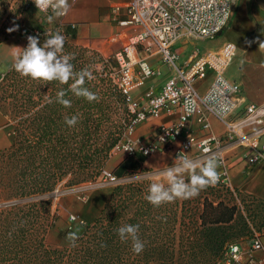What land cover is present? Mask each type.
Returning a JSON list of instances; mask_svg holds the SVG:
<instances>
[{
    "label": "trees",
    "instance_id": "16d2710c",
    "mask_svg": "<svg viewBox=\"0 0 264 264\" xmlns=\"http://www.w3.org/2000/svg\"><path fill=\"white\" fill-rule=\"evenodd\" d=\"M6 1L0 0V43L21 33L38 36L42 46L46 33L59 32L66 38L61 55L75 57L70 61L74 71L92 72L93 79H86L83 86L98 100L89 102L67 91L72 80L67 84L32 80L18 74L13 64L0 73V111L12 134L10 145L0 149V264H215L230 242L253 235L249 215L231 202L234 196L228 190L215 187L228 198L177 199L154 207L145 199L148 191L140 182L125 180L111 190L100 214L76 233L75 246L72 241L61 247L50 245L47 236L60 218L55 193L105 179L104 163L123 138L132 114L111 76L115 60L107 62L103 55L73 42L70 35L75 38L76 30L55 19L50 24L43 20L31 33L26 16L38 11L33 0H17L10 8ZM38 12L43 19L53 14ZM16 25L17 30L7 31ZM62 89L70 107L56 102ZM74 115L78 122L70 127L65 118ZM130 156L112 171L118 178L139 172L129 171ZM135 156L140 163L147 158L142 153ZM251 198V203L261 202L264 225V200ZM125 224H139L144 243L140 254L132 251L131 240L120 241L115 230ZM64 234L60 231L59 237Z\"/></svg>",
    "mask_w": 264,
    "mask_h": 264
},
{
    "label": "built area",
    "instance_id": "2783aa9c",
    "mask_svg": "<svg viewBox=\"0 0 264 264\" xmlns=\"http://www.w3.org/2000/svg\"><path fill=\"white\" fill-rule=\"evenodd\" d=\"M122 8L126 18L121 20ZM234 11L235 0H131L118 4L113 8L114 20L124 30L117 35L113 52L102 55L107 62L115 60L111 76L125 94L132 114L125 137L139 122L180 109L178 119L160 126L150 142L125 138L114 150L151 156L175 144L176 156L185 153L190 158L192 148L198 147V159L204 161L215 156L219 160L220 180L213 187L230 191L243 208L231 182L227 150L231 146H243L248 150L246 157L250 165L264 162V147L260 146L264 104L247 103L241 83L227 76L237 54L234 43L224 42L220 48L207 51L195 43L185 57L176 48L180 41L216 39L231 24ZM43 13L50 14L52 10ZM152 57L168 67L170 75L158 91L151 88L138 95L147 79L162 74L161 65L155 67L151 63ZM210 74H213L212 81L201 92L199 83ZM212 116L225 125L223 135L210 133ZM192 122L208 133L194 134ZM103 174L110 183L120 181L106 168ZM70 219L76 217L71 215ZM247 246L243 249L240 241L230 242L215 264H246L245 253L252 255V250L263 248L260 234L255 232Z\"/></svg>",
    "mask_w": 264,
    "mask_h": 264
},
{
    "label": "crops",
    "instance_id": "0c3cea01",
    "mask_svg": "<svg viewBox=\"0 0 264 264\" xmlns=\"http://www.w3.org/2000/svg\"><path fill=\"white\" fill-rule=\"evenodd\" d=\"M130 1L131 0H69L71 5L69 12L65 16L59 18L54 17V19L62 25H69L72 29L76 30V37L73 38L71 35L70 37L78 44L92 47L104 55H110L114 50V45H116L115 41L117 35L121 34L124 30L117 22H115L113 8L115 5L125 4ZM241 9H243V18L236 22L238 12H235V6L231 24L224 31L226 32L225 36L227 39L215 47H201V49L207 51L220 48L224 42L229 41L234 43L237 46V54L226 72L227 76L230 79H235L241 83L242 94L247 103L254 102L257 104H264V48L259 47L260 43H264V18L256 17L251 21L245 9ZM125 18L126 13L122 8L119 14V19L122 20ZM73 24L75 27H73ZM255 27H257V29L254 36L251 37V32ZM194 45L195 41L192 40L185 42L180 41L177 43L176 48L182 53V56L185 57ZM242 52L243 56H241ZM240 56L244 58L242 59ZM150 60L155 67L161 65L156 57H152ZM161 69L162 74L147 79L142 88L137 91L138 95L151 88L155 91H158L161 88L170 75L168 67L161 65ZM212 78L213 74H210L207 79L199 83L201 92L206 91ZM179 114L180 109H177L173 112H163L159 116H151L147 120L139 122L133 126V129L125 138L142 140L144 143H148L156 137V133L160 126L175 122L178 119ZM190 127L191 131L196 135L201 136L208 133L207 131L199 129L194 122H192ZM5 128L6 116L0 111V149L8 145L5 132H2ZM225 129V125L219 119L214 116L211 117L210 133L215 136H221L224 134ZM174 146L175 144L163 148L162 150L153 153L151 156H147L143 163L139 162L135 156L136 153L128 154L126 152H120L111 156L109 164L111 169L114 170L128 157V155H131V162L128 166V168H130L129 171H140L143 168H147L148 171L164 169L177 162V156L174 153ZM260 146L264 147V131L260 135ZM247 153L248 150L243 146H231L227 150V155L229 156V161L231 163V182L242 203L244 202L243 196H254L255 198L264 200V162L250 165L246 157ZM199 154L200 151L198 147L192 148L190 151V159H198ZM107 191L104 188L95 189L86 199V202L74 203L73 213L71 214L78 217L83 216L89 218V220H81L85 223L93 221L100 214L101 209L109 196ZM92 201L94 203L90 205ZM234 202L237 203L235 197ZM69 221V224H71L74 220L69 218ZM54 231L58 238H62L59 237V232L63 231V228L55 226L50 233ZM252 236L239 239L242 243L243 249H247V245L252 239ZM260 237L263 243V248L252 250V255L245 253L243 257L244 263L264 264V233L260 234Z\"/></svg>",
    "mask_w": 264,
    "mask_h": 264
},
{
    "label": "clouds",
    "instance_id": "9594fccd",
    "mask_svg": "<svg viewBox=\"0 0 264 264\" xmlns=\"http://www.w3.org/2000/svg\"><path fill=\"white\" fill-rule=\"evenodd\" d=\"M40 12L52 10V15L47 16L51 22L54 17L65 16L70 10L69 0H33ZM18 29V25L7 29L9 33ZM46 40L40 46L38 36L28 35L27 46L21 48L22 52L14 53L13 68L23 77L43 82L58 81L60 84H67L73 81L67 91L72 92L76 97H83L87 101H97L98 96L85 88V80L93 79V74L88 69L79 72L74 71L70 62L75 57L72 54L61 55L65 45V36L57 32L54 35L46 33ZM264 48V43H260ZM147 71V69H146ZM67 91L60 90L56 96V102L65 107L71 106V101L65 99ZM78 122V116L65 118V123L73 127ZM177 162L162 171L156 173V180L150 182L148 193L145 199L154 207L172 203L177 199H192L209 186H215L220 180V167L217 157L212 156L204 161L190 159L187 154H179ZM187 174V179L185 175ZM160 178H163L161 182ZM83 223V222H81ZM139 224H125L115 231L121 242L131 240L132 251L140 254L144 250V243L139 238ZM69 239L75 246V238L70 234ZM105 246L102 244V247Z\"/></svg>",
    "mask_w": 264,
    "mask_h": 264
},
{
    "label": "rangeland",
    "instance_id": "374dc122",
    "mask_svg": "<svg viewBox=\"0 0 264 264\" xmlns=\"http://www.w3.org/2000/svg\"><path fill=\"white\" fill-rule=\"evenodd\" d=\"M17 0H7V7L10 8V6H12L14 4V2ZM235 6H236V13H237V17L238 15L241 13L243 14V9L244 8L245 11L248 14L249 19L252 21L253 19H255L256 17H260V18H264V0H235ZM236 17V19H237ZM47 22V24H50L51 22H49L46 19H43V16L37 11L34 10L33 13L29 14L26 16V27L29 28L30 32L33 33L37 28L40 27L42 21ZM243 21V20H242ZM257 27H255L252 32H251V37L254 36V33L256 31ZM226 32L220 34L216 39L214 40H207V41H201L198 40L195 43L199 45V47H215L219 44H221L225 39H227V37L225 36ZM27 41V36H23L21 35V33L19 34H15L13 36H10L9 38L3 40L0 43V73H4L6 72L13 64V60H14V53H20L21 52V48L24 46L25 42ZM75 42V41H73ZM76 44H78L77 42H75ZM81 45V44H79ZM85 47H88L89 49H91L92 51H94L95 53H99L102 55L101 52L93 49L92 47L83 45ZM243 56V52L242 55ZM240 56V57H241ZM239 57V59H240ZM242 58V57H241ZM244 58V57H243ZM242 58V59H243ZM238 60V59H237ZM118 112L112 113V117L114 119L118 118ZM7 121V118H6ZM118 125H121L122 128V123H119ZM117 130H120V126L119 127H115ZM116 129L114 131H116ZM2 132H5V135L7 137V142L8 145H10L11 141H12V134L9 133V130L7 128H5ZM125 135H126V130H125V134L123 136V138L119 141L121 142L122 140L125 139ZM7 145V146H8ZM6 146V147H7ZM115 147V146H114ZM122 153L123 151H119V150H114V148L111 151L110 156L108 157V159H106L105 163H104V168H106L109 171H112L113 169H111L110 164H109V160L111 159L112 155H116L117 153ZM201 160V159H200ZM165 169V168H164ZM163 169H158V170H152V171H139L136 173H131L129 175H127V177L124 178H120L119 182L122 181H135V182H140V184L142 185V187H144L145 191H148V187L150 182H153L154 180H156V173L162 171ZM185 179H187V174L184 177ZM161 182H165L163 181V178H160ZM118 182V183H119ZM118 183H110L108 182L107 179H100V180H93V181H89L86 183H82L79 185H75V186H70V187H62L59 191H57L55 193V203L56 206L59 207V211H60V218L56 224V226H58V228H63V231L65 232L64 236L62 238H58L54 232H51L48 236H47V242L52 245V246H57V247H61V246H65L68 245L71 240L69 239L70 234L74 236H76V233L85 225L83 223H81L82 219L83 220H89V218L87 217H78L76 216V219L71 223L69 221V218L71 214L73 213V205L75 202H86V199L89 197V195L97 188H104L106 189L107 193L110 194L111 190L116 186V184ZM104 192V191H103ZM204 196H209L211 198H228L229 195H227L226 193L222 192L221 190L216 189L213 186H209L206 189L202 190L199 195H197L196 197H204ZM71 200V201H68ZM182 200V199H180ZM191 200V199H190ZM234 200L231 199V202H233ZM243 208L241 207V209L244 211L245 215H249V228L251 230V234H255V232L263 234L264 233V225H261V222L263 220V210L260 209V201H254L253 203H251V201H253V199L251 197H244L243 196ZM70 203V204H69ZM94 202L92 201L90 203V205H92ZM260 204V205H259ZM254 214L256 215H260L261 217H256L254 216ZM240 238H237L235 240H239ZM150 264H156V263H150Z\"/></svg>",
    "mask_w": 264,
    "mask_h": 264
},
{
    "label": "bare ground",
    "instance_id": "6f19581e",
    "mask_svg": "<svg viewBox=\"0 0 264 264\" xmlns=\"http://www.w3.org/2000/svg\"><path fill=\"white\" fill-rule=\"evenodd\" d=\"M241 18H243V14L240 13V14L238 15L237 19H236V22H237L238 20H240Z\"/></svg>",
    "mask_w": 264,
    "mask_h": 264
}]
</instances>
